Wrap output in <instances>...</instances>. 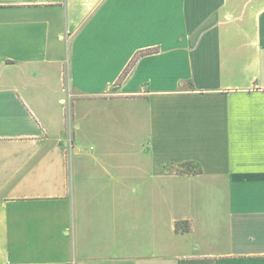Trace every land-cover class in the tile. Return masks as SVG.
Here are the masks:
<instances>
[{"label":"crops","instance_id":"0c3cea01","mask_svg":"<svg viewBox=\"0 0 264 264\" xmlns=\"http://www.w3.org/2000/svg\"><path fill=\"white\" fill-rule=\"evenodd\" d=\"M0 264H264V0H0Z\"/></svg>","mask_w":264,"mask_h":264},{"label":"trees","instance_id":"16d2710c","mask_svg":"<svg viewBox=\"0 0 264 264\" xmlns=\"http://www.w3.org/2000/svg\"><path fill=\"white\" fill-rule=\"evenodd\" d=\"M150 52H152V50H151V51H146V52H140L138 55H136V56L131 60L130 64L128 65V67L126 68V70L123 72V74L120 76L119 82H121V81L127 76L128 72L130 71L132 65L134 64V62H135V60H136V58H137L138 56L143 55V54H145V53H150Z\"/></svg>","mask_w":264,"mask_h":264},{"label":"rangeland","instance_id":"374dc122","mask_svg":"<svg viewBox=\"0 0 264 264\" xmlns=\"http://www.w3.org/2000/svg\"><path fill=\"white\" fill-rule=\"evenodd\" d=\"M88 146H89V145H86V148H85V150H87Z\"/></svg>","mask_w":264,"mask_h":264}]
</instances>
